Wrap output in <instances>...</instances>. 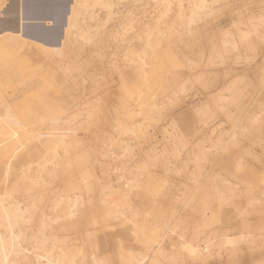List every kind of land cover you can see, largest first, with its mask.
<instances>
[{
  "label": "rangeland",
  "instance_id": "1",
  "mask_svg": "<svg viewBox=\"0 0 264 264\" xmlns=\"http://www.w3.org/2000/svg\"><path fill=\"white\" fill-rule=\"evenodd\" d=\"M0 264H264V0H0Z\"/></svg>",
  "mask_w": 264,
  "mask_h": 264
},
{
  "label": "water",
  "instance_id": "2",
  "mask_svg": "<svg viewBox=\"0 0 264 264\" xmlns=\"http://www.w3.org/2000/svg\"><path fill=\"white\" fill-rule=\"evenodd\" d=\"M47 19H35V20H25L24 22L27 23V25H43V22Z\"/></svg>",
  "mask_w": 264,
  "mask_h": 264
},
{
  "label": "crops",
  "instance_id": "3",
  "mask_svg": "<svg viewBox=\"0 0 264 264\" xmlns=\"http://www.w3.org/2000/svg\"><path fill=\"white\" fill-rule=\"evenodd\" d=\"M19 2V0H17ZM25 21V20H24ZM44 22H49L48 20L44 21Z\"/></svg>",
  "mask_w": 264,
  "mask_h": 264
},
{
  "label": "bare ground",
  "instance_id": "4",
  "mask_svg": "<svg viewBox=\"0 0 264 264\" xmlns=\"http://www.w3.org/2000/svg\"><path fill=\"white\" fill-rule=\"evenodd\" d=\"M261 129V128H260Z\"/></svg>",
  "mask_w": 264,
  "mask_h": 264
}]
</instances>
